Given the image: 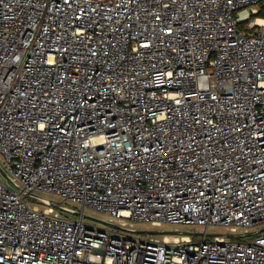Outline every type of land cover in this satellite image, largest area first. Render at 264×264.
Returning <instances> with one entry per match:
<instances>
[{"label": "built area", "instance_id": "obj_1", "mask_svg": "<svg viewBox=\"0 0 264 264\" xmlns=\"http://www.w3.org/2000/svg\"><path fill=\"white\" fill-rule=\"evenodd\" d=\"M261 3L0 0V264H264Z\"/></svg>", "mask_w": 264, "mask_h": 264}, {"label": "rangeland", "instance_id": "obj_2", "mask_svg": "<svg viewBox=\"0 0 264 264\" xmlns=\"http://www.w3.org/2000/svg\"><path fill=\"white\" fill-rule=\"evenodd\" d=\"M255 17V16H254ZM0 163H3V157L0 155ZM1 180H5V178L0 175ZM51 199H55L57 201H60L58 197H55L53 195L49 194H43ZM85 213L90 216L91 218L84 217L85 223L89 225H93L98 228L103 229H111L112 227L104 222H99L98 220L118 224V219L113 218L111 216L105 215L100 212H96L92 209H86ZM73 218H78L77 214L72 215ZM97 219V220H95ZM259 228L264 229V224H261ZM146 231H154L153 233H146ZM205 231L204 227L202 226H193L191 224H182V223H163L162 225H152L151 223H137L135 225L134 231H127L128 234L135 238H146V237H152V238H163L166 236H183L190 232H198L201 233ZM264 232V230H263ZM209 233H212L210 238L214 237V233L216 234H228V231L225 226H211L209 228ZM191 237L194 239H201L203 236L200 234L193 235L191 234Z\"/></svg>", "mask_w": 264, "mask_h": 264}, {"label": "water", "instance_id": "obj_3", "mask_svg": "<svg viewBox=\"0 0 264 264\" xmlns=\"http://www.w3.org/2000/svg\"><path fill=\"white\" fill-rule=\"evenodd\" d=\"M0 170H1V172L3 173V175L5 176V178H9L8 177V175L0 168ZM56 207H59L58 205H56ZM76 214L78 215V216H80V215H83L84 217H88V218H91L90 216H88L86 213H84V212H82V211H77L76 212ZM91 219H93V218H91ZM95 220H97V219H95ZM99 222H104V223H106V224H108V225H110V226H114V227H117V228H119L120 226L118 225V224H114V223H110V222H106V221H102V220H98ZM154 231H146V233H153ZM189 234H193V235H196V234H200V235H202L203 234V232H201V233H198V232H190ZM211 235V234H210ZM230 237H232V238H238V236H235V235H230Z\"/></svg>", "mask_w": 264, "mask_h": 264}, {"label": "trees", "instance_id": "obj_4", "mask_svg": "<svg viewBox=\"0 0 264 264\" xmlns=\"http://www.w3.org/2000/svg\"><path fill=\"white\" fill-rule=\"evenodd\" d=\"M259 15L264 16V4L263 3L260 4V12H259Z\"/></svg>", "mask_w": 264, "mask_h": 264}]
</instances>
